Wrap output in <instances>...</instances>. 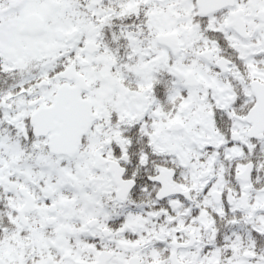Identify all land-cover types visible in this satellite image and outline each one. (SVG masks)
Masks as SVG:
<instances>
[{
  "label": "snow or ice",
  "instance_id": "snow-or-ice-1",
  "mask_svg": "<svg viewBox=\"0 0 264 264\" xmlns=\"http://www.w3.org/2000/svg\"><path fill=\"white\" fill-rule=\"evenodd\" d=\"M0 264H264V0H0Z\"/></svg>",
  "mask_w": 264,
  "mask_h": 264
}]
</instances>
